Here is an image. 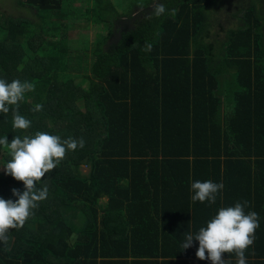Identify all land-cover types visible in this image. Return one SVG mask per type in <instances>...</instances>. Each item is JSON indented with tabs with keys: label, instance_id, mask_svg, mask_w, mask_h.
<instances>
[{
	"label": "trees",
	"instance_id": "16d2710c",
	"mask_svg": "<svg viewBox=\"0 0 264 264\" xmlns=\"http://www.w3.org/2000/svg\"><path fill=\"white\" fill-rule=\"evenodd\" d=\"M18 1L28 15L0 12V78L34 84L19 106L32 124L14 130L0 114V137L41 131L85 147L37 184L48 196L9 230L0 264H211L198 241L182 249L186 233L244 200L260 218L247 264H264V0ZM72 18L97 26L78 58ZM197 180L224 184L214 204L191 200ZM3 188L24 185L0 171Z\"/></svg>",
	"mask_w": 264,
	"mask_h": 264
},
{
	"label": "clouds",
	"instance_id": "9594fccd",
	"mask_svg": "<svg viewBox=\"0 0 264 264\" xmlns=\"http://www.w3.org/2000/svg\"><path fill=\"white\" fill-rule=\"evenodd\" d=\"M154 15L160 17L166 12V6L157 2L153 8ZM175 14V10H171ZM151 44L145 43L142 51L150 52ZM35 86L28 81L18 79L11 82L0 78V114L7 116L12 112V128L14 130H27L32 121L20 114V102L24 100L25 93L34 91ZM43 106L37 104L32 111L39 112ZM0 146L8 150L11 159L3 167L6 175L17 181H22L24 190L13 188L12 199L0 198V243L6 244L10 229L23 228L26 221L34 215L39 202L48 196L47 186L37 187L47 173L55 170L65 158L68 151H75L78 147L84 148L83 138L69 137L61 139L58 135L37 131L34 135H15L9 142L8 137H0ZM224 188V184L211 180L194 181L190 190L193 202L207 201L214 204L217 194ZM249 202L238 201L234 206L222 207L218 213L201 227L197 234L186 233L182 249L193 246V241L199 242L196 257L200 260H209L211 264H229L222 256L223 253H235L237 264H247L246 250L254 244L255 232L260 226V218L255 211H247ZM207 253V255H206ZM254 254V253H253Z\"/></svg>",
	"mask_w": 264,
	"mask_h": 264
},
{
	"label": "rangeland",
	"instance_id": "374dc122",
	"mask_svg": "<svg viewBox=\"0 0 264 264\" xmlns=\"http://www.w3.org/2000/svg\"><path fill=\"white\" fill-rule=\"evenodd\" d=\"M73 6L81 10L82 8H85L86 5L84 0H79V3L74 4ZM116 7L118 12L121 13L122 12L121 3H117ZM0 12L5 13L6 15L18 17V16H23L25 14L28 15L29 8L22 3H19V1L17 2V0H0ZM96 27L93 25V19L86 20L84 18H72L68 20V28L66 29V34L69 39L70 56H75V58L81 56L82 51L85 50V48L89 47L88 45L89 42H91L90 40L94 39V33L96 31ZM29 44L31 45L32 49L33 48L35 49L39 44L38 37L33 35V37L29 41ZM10 158L11 156L8 150L2 148L0 150L1 172H4L3 167L10 160ZM1 191L5 192V195L2 197L5 200L9 199V196H11L12 194V188H7V189L3 188ZM73 224L76 227L77 232L82 231L84 227V222H82L80 218L73 219Z\"/></svg>",
	"mask_w": 264,
	"mask_h": 264
}]
</instances>
